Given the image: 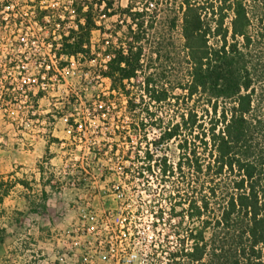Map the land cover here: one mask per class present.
<instances>
[{
	"label": "trees",
	"instance_id": "16d2710c",
	"mask_svg": "<svg viewBox=\"0 0 264 264\" xmlns=\"http://www.w3.org/2000/svg\"><path fill=\"white\" fill-rule=\"evenodd\" d=\"M70 1L66 10L34 3V21L48 33L58 70L78 58L106 59L97 77L109 82L108 93L84 106L99 122L112 117L117 125L113 141L90 153L99 164L107 156L119 160L123 175L140 183L155 171L171 183L166 200L176 243L167 248V264H264V85L254 54L264 45V0H129L116 9L119 0ZM115 15L129 22L123 38L94 50L93 33L103 35L101 20ZM145 45L152 47L148 61L167 65L168 78L163 71L140 77L149 68ZM53 72L41 68L46 79ZM114 97L125 101L124 125ZM165 103L167 121L157 108ZM67 126L77 133L73 116ZM172 144L176 162L169 160ZM174 174L177 185L169 181ZM148 207L157 233L164 212ZM155 246L157 262L163 248Z\"/></svg>",
	"mask_w": 264,
	"mask_h": 264
},
{
	"label": "rangeland",
	"instance_id": "374dc122",
	"mask_svg": "<svg viewBox=\"0 0 264 264\" xmlns=\"http://www.w3.org/2000/svg\"><path fill=\"white\" fill-rule=\"evenodd\" d=\"M3 1L0 0V3ZM5 2L8 9L0 11L4 22L0 24V190L11 192V198L0 204V237L12 238V252H15V256L11 260L18 263V248L20 242H23L22 237L30 240L34 238V232L48 237L50 230L64 225V217H76L82 209L92 210L98 215L131 218L139 230L133 246L136 252H149L148 247L152 241L153 244L161 243L165 236L167 241L163 242V251L174 247L176 242L168 223L169 202L166 200L171 191V183H163L164 178L157 171L152 175L144 174V181L140 183L137 178L121 174L117 165L119 160H110L112 157L107 156L101 160L100 165L90 153L92 146L98 148L101 142L113 141L108 136L117 125V119L112 117L104 123L99 122L84 106L94 96L108 93L109 82L97 77L106 59L99 56L95 61L88 62L78 58L69 62L64 70L55 72L51 79L40 77L42 67L57 66V61L52 58L46 45L47 31L35 24L37 9L30 2H40L39 6L62 10L67 0ZM128 2L119 0L114 8H125ZM17 21L22 25L19 26ZM128 23L118 15L102 19L104 34L93 33L94 50H97L98 44L100 48L111 43L118 44ZM229 23L230 19H227L225 27ZM102 40H105L104 43ZM150 48V45H145L144 64L149 65V68H145L140 77L163 71L168 78L170 71L167 65L161 61H148L152 52ZM176 48L181 50L179 44ZM254 54L257 70L263 77V86L264 45H260ZM174 73L178 74V70ZM40 90L42 97L36 99ZM175 94L180 92L175 91ZM113 102L121 103L117 109V116L121 120L120 113L123 112L125 101L114 97ZM156 106L151 105L150 110ZM93 107L97 108L96 105ZM157 108L160 117L167 121L170 107L165 103ZM70 116L82 124L81 131L75 135L67 126V118ZM127 122L125 118L118 125ZM119 145L124 147L123 144ZM174 149V144L170 145L171 152L168 154L171 162H176L178 157ZM106 168H111L109 174ZM105 173L106 181L102 182L99 178ZM77 177L88 180L83 188L71 187L72 182L77 183L74 181ZM169 181L177 185L178 175H169ZM150 200L154 203H150ZM86 202H89V206H85ZM150 204L155 209L162 208L164 212L163 221L157 224L158 231L154 235L151 233L153 220L148 211ZM175 223L176 220L170 224ZM27 243L26 248L21 246L22 256L34 255L37 250L34 241ZM163 254L158 256L164 258ZM23 260L22 257L21 264Z\"/></svg>",
	"mask_w": 264,
	"mask_h": 264
},
{
	"label": "built area",
	"instance_id": "2783aa9c",
	"mask_svg": "<svg viewBox=\"0 0 264 264\" xmlns=\"http://www.w3.org/2000/svg\"><path fill=\"white\" fill-rule=\"evenodd\" d=\"M30 3H32L31 6L34 9H37L33 5L34 2ZM69 4H71V1L67 0V5L63 6V9L66 10ZM7 7H9L8 4L0 8V11L3 12L8 9ZM47 7L51 8L50 6H39L40 10ZM35 24L37 25L36 22ZM21 25L20 23L19 26ZM48 66L46 65V69H48ZM53 67L52 77L58 71L56 65ZM43 76L45 77V75L41 74L40 77ZM77 123L78 132L81 131L82 124L80 122ZM110 170L111 168H106V173L109 174ZM120 170L121 174H123L122 169ZM106 173L101 174L100 181H106ZM74 181L77 183L72 182L71 187L81 186L83 188L88 180L84 177H77ZM112 187L114 186L112 185ZM85 206H89V202H86ZM80 211V215L71 219L64 217V225L50 230L49 236L43 237L44 240L37 245L34 255L29 254L27 256L24 254L22 264H167V252L163 251V241L155 244L152 241V245L148 247L150 249L149 252H136L134 250L133 246L139 230L131 222V218H122L119 215H98L87 209ZM151 219L153 220L151 222V233L154 235V219L152 216ZM137 243L139 242L137 241ZM156 244L162 245L163 248L162 252L159 251L156 255L157 262L153 257V248L156 249L158 247L155 246ZM25 252L32 251L26 250ZM162 253H164V258L158 256V254Z\"/></svg>",
	"mask_w": 264,
	"mask_h": 264
},
{
	"label": "crops",
	"instance_id": "0c3cea01",
	"mask_svg": "<svg viewBox=\"0 0 264 264\" xmlns=\"http://www.w3.org/2000/svg\"><path fill=\"white\" fill-rule=\"evenodd\" d=\"M11 198V192H3L2 190H0V204H3L4 202H6L8 199ZM37 232H34V238H30V240H28L27 238H23V242H20L19 244V253L17 255L18 257V263L17 264H21V259H22V252L23 249L26 248V245L28 244L27 241H34L35 246L39 244V242H41L42 240H44L42 234H39ZM20 239V238H19ZM25 239V240H24ZM12 238L11 236H6V237H0V264H15V262L13 260H11L15 255V252H12ZM21 246L23 247V249H21ZM13 261V262H12Z\"/></svg>",
	"mask_w": 264,
	"mask_h": 264
}]
</instances>
